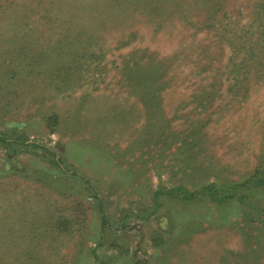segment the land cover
<instances>
[{
    "label": "rangeland",
    "instance_id": "1",
    "mask_svg": "<svg viewBox=\"0 0 264 264\" xmlns=\"http://www.w3.org/2000/svg\"><path fill=\"white\" fill-rule=\"evenodd\" d=\"M0 132L2 264H264V0H0Z\"/></svg>",
    "mask_w": 264,
    "mask_h": 264
},
{
    "label": "trees",
    "instance_id": "2",
    "mask_svg": "<svg viewBox=\"0 0 264 264\" xmlns=\"http://www.w3.org/2000/svg\"><path fill=\"white\" fill-rule=\"evenodd\" d=\"M8 134H4L3 132H0V144H4L7 142H21L23 144H26V140H19V137L12 138L7 136ZM51 154H53L51 152ZM55 156V154H53ZM63 172L65 170L59 165H57ZM258 187V188H264V170L255 169L253 172L247 176L246 178L232 182V183H216V184H207L204 185L201 189V192H203V195H207L210 200L215 202H226V204H236L238 207L244 208L254 205L252 202H248V192L250 189ZM173 193V191L171 192ZM182 199L185 200H191L196 198L195 192H185L182 194ZM234 199V202L232 201ZM217 202V203H218ZM104 222V217L102 219V223ZM94 251H92L93 253ZM97 261V259H96ZM98 262V261H97ZM99 263V262H98ZM96 263V264H98ZM0 264L1 261H0Z\"/></svg>",
    "mask_w": 264,
    "mask_h": 264
}]
</instances>
